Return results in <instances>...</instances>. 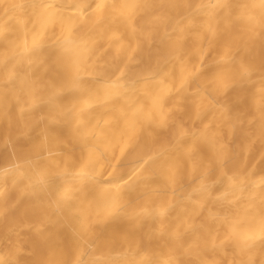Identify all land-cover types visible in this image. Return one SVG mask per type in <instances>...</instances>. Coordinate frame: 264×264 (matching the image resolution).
I'll return each mask as SVG.
<instances>
[{
  "label": "bare ground",
  "instance_id": "obj_1",
  "mask_svg": "<svg viewBox=\"0 0 264 264\" xmlns=\"http://www.w3.org/2000/svg\"><path fill=\"white\" fill-rule=\"evenodd\" d=\"M0 264H264V0H0Z\"/></svg>",
  "mask_w": 264,
  "mask_h": 264
}]
</instances>
